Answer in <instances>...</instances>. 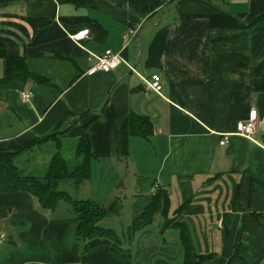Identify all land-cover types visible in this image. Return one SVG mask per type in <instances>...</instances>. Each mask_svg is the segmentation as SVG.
Wrapping results in <instances>:
<instances>
[{"label": "crops", "instance_id": "crops-1", "mask_svg": "<svg viewBox=\"0 0 264 264\" xmlns=\"http://www.w3.org/2000/svg\"><path fill=\"white\" fill-rule=\"evenodd\" d=\"M262 13L264 0H0L7 54L47 78L0 81V150L73 119L60 137L77 142L101 111L88 126L89 176L58 189L66 184L71 198L100 206L117 201V212L98 223L106 227L112 216L121 224L106 227L119 241L80 239L69 202L43 208L28 192H0V264H185L183 236L192 264H264V20L250 25ZM106 50L123 62L87 74L91 54ZM151 74L160 75V93L144 84ZM252 108V138L231 135L220 145ZM130 114L148 117V137L122 132ZM53 151L31 155L29 170L17 166L34 175ZM158 189L165 197L151 223L125 241V227Z\"/></svg>", "mask_w": 264, "mask_h": 264}, {"label": "trees", "instance_id": "trees-1", "mask_svg": "<svg viewBox=\"0 0 264 264\" xmlns=\"http://www.w3.org/2000/svg\"><path fill=\"white\" fill-rule=\"evenodd\" d=\"M262 20H264V13L256 16L250 25H254ZM0 58L5 61V75L0 81L6 82L21 79L24 81L32 80L38 83L47 82V78L44 76L33 74L28 70L24 58L9 56L6 51V45L2 41H0ZM101 113V111L97 113L81 127V134L75 147V156L78 159L75 167L68 165L59 149L53 153L42 176L23 174L19 170L16 160L24 148L41 142L42 140H48L56 135L58 136V134H63L73 123H76V119H73L64 127L59 125L51 134L31 141L17 150H0V192H28L43 208H52L59 200H65L70 203L72 211L77 215L78 223L76 234L78 238L86 239L94 236H103L104 238L119 241L116 232L112 228L101 227L98 223L102 218L117 212V201L106 207L100 206L89 200L73 199L67 192L58 189V184L62 180L71 179L75 183H78L89 176L93 155L90 149L88 126L92 121L100 117ZM87 115L89 113L82 114L80 118L86 117ZM122 132L148 137L152 132L151 122L147 116L130 114L123 123ZM123 139L124 144H126V139ZM57 146H59V141H57ZM161 197H165L164 194H162L160 189L156 190L151 202L144 208L141 214L133 218L129 225L125 227V241L128 242L131 240L135 232L144 229L151 223ZM182 244L185 253V264H192L190 261L191 248L187 238L184 236L182 237ZM238 251L239 246L237 242L232 258L239 256ZM208 257L198 255V262H203ZM227 264H229V261Z\"/></svg>", "mask_w": 264, "mask_h": 264}, {"label": "built area", "instance_id": "built-area-1", "mask_svg": "<svg viewBox=\"0 0 264 264\" xmlns=\"http://www.w3.org/2000/svg\"><path fill=\"white\" fill-rule=\"evenodd\" d=\"M168 1V0H167ZM88 29L80 30L73 34L71 37L74 41H80L87 35ZM136 31L129 30L127 34L124 35L126 41H132L135 39ZM96 62L89 67L86 71L87 74L91 75L98 71L108 72L115 69L120 63L123 62L122 57L117 52H112L111 50H106L102 55H93ZM131 70L133 68L131 67ZM144 84L147 88L151 89L156 93H160L162 89L161 79L159 74H151L148 78H145ZM29 97V94L22 92L21 99L25 101ZM257 129V115L256 110L252 108L249 112L247 119L240 120L235 124V130L233 133H225L219 141L220 145H225L229 141L231 135H239L247 138H252L253 134ZM154 189V187H153Z\"/></svg>", "mask_w": 264, "mask_h": 264}, {"label": "rangeland", "instance_id": "rangeland-1", "mask_svg": "<svg viewBox=\"0 0 264 264\" xmlns=\"http://www.w3.org/2000/svg\"><path fill=\"white\" fill-rule=\"evenodd\" d=\"M57 141H59V146H57ZM76 140L71 138L68 139V141H65V143L63 144L62 142V137H60V134H58V136H54L48 140H42L41 142H37L36 144L30 145L26 148H24L22 150V152L20 153V155L18 156L16 163L19 162L20 164L18 165L20 168H24V167H28V170L30 168V165H32L34 163V158L30 159L29 157L32 156H36L38 154V152H42V151H47L50 152L51 150L53 151V146L55 147V151H57V149L60 150V153L63 157H65L64 159L67 161L68 165L70 167H75L76 164L78 163V159H76L74 150L76 147ZM53 151V152H55ZM37 167V166H36ZM40 167V165H39ZM44 168L43 170H39V168L37 167V171L35 172V176H42L45 172ZM28 170H21V172L23 174H26L28 172ZM27 171V172H26ZM35 171V170H34ZM65 188H68V186L66 184H62L60 186V190H65ZM67 190V189H66ZM107 225L106 227H117V225H121L120 222L118 221L117 218H113L112 216L109 218H106L105 221H103V225Z\"/></svg>", "mask_w": 264, "mask_h": 264}]
</instances>
